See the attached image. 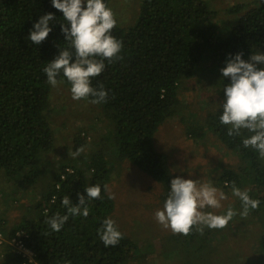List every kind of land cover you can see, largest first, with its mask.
<instances>
[{
	"label": "trees",
	"instance_id": "trees-1",
	"mask_svg": "<svg viewBox=\"0 0 264 264\" xmlns=\"http://www.w3.org/2000/svg\"><path fill=\"white\" fill-rule=\"evenodd\" d=\"M109 1L105 0L108 7ZM243 9L240 5L232 6L227 11L237 14V18L230 25L224 22L218 27L213 21L217 12L205 0H140L133 24L122 27L117 23L112 30V35L123 41V60L111 65L105 61V70L92 79L93 86L103 84L108 91V102L96 104L95 108L102 115V119L96 120L105 121V128L110 131L111 153L109 148L108 155L101 148L81 152L73 159L49 162L47 154L54 152L55 135L45 118L50 85L43 69L59 54L60 47H69L60 26L65 22L63 13L52 6L51 0H0V191L24 183L21 187L27 193L26 183L35 178L47 184L41 192L31 187L37 198L25 203L26 215H19L18 221L7 229L9 237L22 230L24 243L32 252L31 260L22 259L5 244L14 253L11 263L128 264L141 257L136 243L121 229L124 239L116 247L106 248L100 241L97 229L104 219L114 220L115 206L103 185L109 186L111 174L116 172L115 161L124 159L162 184L161 198L165 202L171 179L179 175L170 170L164 154L155 149L153 138L161 124L172 117L184 121L185 132L191 138L202 139L205 129L210 128L227 148L239 155L243 165L237 172L224 170L217 182H226L232 188L233 182L238 187L245 181L255 191L256 196L248 193L260 205L249 211L261 219L262 253L257 262H264V159L253 149L244 148L242 137L228 136L230 126L219 122L225 99L223 89L230 83V78L221 74V68L226 67L230 55L238 52L243 53L245 60L252 52H264V2ZM49 12L55 16L50 22L52 31L40 45H34L27 39L30 29ZM206 73L218 78L222 100L207 113L204 122H199L198 115L187 113L192 107L181 105L177 94L181 88L186 90L187 79L200 80ZM58 79L70 86L62 74ZM248 135L251 133L245 130L243 136ZM72 139L74 150L83 148L85 137L79 132ZM44 165L49 171L40 174ZM94 185L101 186L103 198L88 203V217L70 216L61 231H53L46 220L56 213H67L62 198L69 196L76 204L77 194L87 196L85 189ZM7 196L9 193H2V205L8 203ZM0 221L7 228L3 216ZM220 232L205 228L200 234L193 230L184 236V244H193L191 255L198 257L199 250L205 248L204 236H222ZM181 237L182 234L175 236L174 242L178 243Z\"/></svg>",
	"mask_w": 264,
	"mask_h": 264
},
{
	"label": "rangeland",
	"instance_id": "rangeland-1",
	"mask_svg": "<svg viewBox=\"0 0 264 264\" xmlns=\"http://www.w3.org/2000/svg\"><path fill=\"white\" fill-rule=\"evenodd\" d=\"M205 1L212 10H216V17L213 18V21L218 27L224 22V25H230L237 18V14L233 15L227 11L232 6L240 5L245 10L248 6L264 2V0ZM139 4L140 0L109 1V7L113 10L117 23L122 27L133 24V17L138 12ZM217 80L216 75L210 76L208 73L204 74L200 80L189 78L186 80V90L183 91L181 88L182 92L177 94L181 105L193 108V110L189 108L187 113L198 115L199 122H204L207 113L222 100L219 96L222 89L218 87ZM190 88L192 92L189 93ZM48 101L49 106L45 112V118L51 124L55 138L52 147L54 152L47 154V161L64 160L65 157L73 159L75 150L72 147L74 145L72 137L77 132L81 137H85L83 153L94 151L95 146L92 148V143H97L99 138L108 142V146L111 145L109 129H104L107 127L106 122L96 120V118L102 119L101 112L95 108L96 104H91L88 100L83 99L73 100L69 85L61 83L55 88L50 85ZM180 113L179 115H181ZM183 122L179 118L172 117L166 124L163 123L158 128V138L164 143L162 146L157 145L166 155L170 169L184 179L198 180L201 184L211 183L226 194L227 199L221 202L220 209L206 208L204 211L223 215L231 207L238 214L229 222L228 227L218 229L222 231L220 232L223 234L222 236L217 233L205 235V248L199 250L198 257H193L191 255L193 244L191 247L184 244L185 235L182 234L178 243L174 242V237L178 234H173L170 228H163L154 217V213L158 209L162 210L164 206L161 198L163 188L149 177L145 180L140 179L143 174L127 160L115 161L116 172L111 174L109 182V188L115 194L112 217L118 228L136 243L141 253V257L128 264H250L251 257L262 253L259 238L263 231L258 230L259 225L255 221L259 215H254L249 211L247 217H241L239 213L243 211V208L240 199L232 194L231 187L219 184L216 180L223 170L232 169L237 172L238 167L243 165L242 160L236 151L227 148L210 128L205 129L202 139L187 137L184 134L186 130ZM83 130L84 134H82ZM99 144L96 145V148L99 147ZM42 168L44 170L40 174L49 171L46 165ZM138 180H140L139 183ZM29 183H26L29 185L27 193L21 187L25 185L24 183L19 187H8L6 190L0 191V197L3 192L9 193L8 203L2 205L3 202H0L2 205L0 216L7 220V229L18 221L19 215H26L28 211L24 208L25 203L29 204L37 198L31 187H35L36 192H41L47 186L38 178L31 179ZM238 188L256 196L255 191L250 189L245 181H242ZM262 193H264V189ZM10 196L15 199L14 202L10 201ZM19 204L22 207H19ZM249 234L251 235L249 236ZM252 241L254 242L253 246ZM7 251H9V256L6 254ZM13 254L10 249L0 251V261H5V264H13L9 261ZM3 255L6 256L3 257ZM260 264H264V262H260Z\"/></svg>",
	"mask_w": 264,
	"mask_h": 264
},
{
	"label": "clouds",
	"instance_id": "clouds-1",
	"mask_svg": "<svg viewBox=\"0 0 264 264\" xmlns=\"http://www.w3.org/2000/svg\"><path fill=\"white\" fill-rule=\"evenodd\" d=\"M51 2L54 8L63 13L65 22H61L60 26L69 47H60L59 54L44 67L47 83L54 88L57 87L62 83L58 79L62 74L71 86L73 100H88L91 104L107 103L108 91L103 84L93 86L92 79L100 76L105 70V61L111 65L123 60V41L112 35V30L117 26L113 10L106 5L105 0H51ZM54 20L55 16L51 12L40 16L30 29L27 39L34 45H40L52 31L50 22ZM242 56V52L230 55L226 67L220 70L223 77L230 78V83L223 89L225 99L219 122L221 125L230 126L228 136L242 137V146L253 149L259 153L261 159H264V67H258L264 65V52H252L249 60L243 59ZM166 123L167 121L164 122ZM245 130L251 135L244 137ZM98 144L99 147L96 148ZM157 144L159 143L153 138L155 149L163 153ZM108 145L103 138H99L97 143H92V148L93 146L96 150L102 148L106 153L107 148H110ZM82 151V148H78L73 155L78 156ZM164 156L166 157L165 154ZM140 172L143 174L140 179L145 180L149 177L163 187L160 182ZM222 184L228 185L226 182ZM85 190L87 196L78 193L76 204L72 203L69 196L62 198V205L67 213L64 215L56 213L46 220L53 231H61L70 216L87 218L90 213L88 203L103 198L100 185L89 186ZM103 190L108 194V199H115V194L107 184L103 185ZM232 194L241 201L243 208L239 213L241 217H247L250 208L257 209L260 205L259 200L252 199L248 191H241L235 182L232 184ZM226 199V194L211 183L201 184L198 180L176 176L170 181V191L163 209H158L154 217L163 228H170L173 234L187 236L193 230L203 234L205 228L224 229L238 214L236 211L229 207L226 214L220 215L204 210L220 209L221 202ZM5 229L8 232L7 228ZM97 231L100 241L106 248L116 247L124 239V233L119 230L112 218L104 219Z\"/></svg>",
	"mask_w": 264,
	"mask_h": 264
},
{
	"label": "built area",
	"instance_id": "built-area-1",
	"mask_svg": "<svg viewBox=\"0 0 264 264\" xmlns=\"http://www.w3.org/2000/svg\"><path fill=\"white\" fill-rule=\"evenodd\" d=\"M65 171H71L70 168H66ZM64 175H61L63 178ZM8 232L5 229L4 224L0 221V248H3L5 244H8L13 252L22 259L31 260L32 252L25 246L23 238L25 233L22 230L16 231L12 236H8Z\"/></svg>",
	"mask_w": 264,
	"mask_h": 264
},
{
	"label": "crops",
	"instance_id": "crops-1",
	"mask_svg": "<svg viewBox=\"0 0 264 264\" xmlns=\"http://www.w3.org/2000/svg\"><path fill=\"white\" fill-rule=\"evenodd\" d=\"M190 92H192V90H191V88L189 89V93ZM104 129H106L105 127H104ZM159 133V132H158ZM184 134H186V132H184ZM186 136L187 137H191L190 135H189V133L188 134H186ZM154 141L155 142H158L160 145H162V143H164L163 142V140H161V139H159L158 138V134L156 135V136H154ZM94 147V146H93ZM252 221H253V217H252ZM255 221H257V223H258V230H261V219H259V217H258V219H255ZM4 226H5V224H4ZM252 234V233H251ZM251 234H249V236L251 235ZM162 238V237H161ZM254 245V242L252 241V246ZM4 249H6L5 247H3V248H1L0 249V251L2 252V250H4ZM261 255V254H260ZM260 255H256V256H254V257H251V261H250V264H256V261H257V258H259L260 257ZM11 257H12V255H11ZM10 257V258H11Z\"/></svg>",
	"mask_w": 264,
	"mask_h": 264
},
{
	"label": "bare ground",
	"instance_id": "bare-ground-1",
	"mask_svg": "<svg viewBox=\"0 0 264 264\" xmlns=\"http://www.w3.org/2000/svg\"><path fill=\"white\" fill-rule=\"evenodd\" d=\"M26 246V245H25Z\"/></svg>",
	"mask_w": 264,
	"mask_h": 264
}]
</instances>
